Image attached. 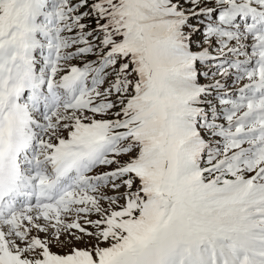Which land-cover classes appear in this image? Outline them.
<instances>
[{
	"label": "snow or ice",
	"instance_id": "6c2138e0",
	"mask_svg": "<svg viewBox=\"0 0 264 264\" xmlns=\"http://www.w3.org/2000/svg\"><path fill=\"white\" fill-rule=\"evenodd\" d=\"M0 264H264V0H0Z\"/></svg>",
	"mask_w": 264,
	"mask_h": 264
},
{
	"label": "rangeland",
	"instance_id": "374dc122",
	"mask_svg": "<svg viewBox=\"0 0 264 264\" xmlns=\"http://www.w3.org/2000/svg\"><path fill=\"white\" fill-rule=\"evenodd\" d=\"M230 82V81H229ZM121 191H123V189H121ZM57 251H59L58 249H57Z\"/></svg>",
	"mask_w": 264,
	"mask_h": 264
}]
</instances>
